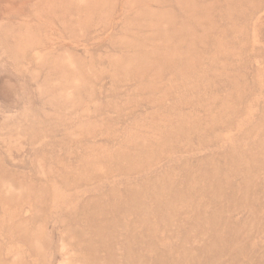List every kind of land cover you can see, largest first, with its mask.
<instances>
[{
  "label": "rangeland",
  "instance_id": "rangeland-1",
  "mask_svg": "<svg viewBox=\"0 0 264 264\" xmlns=\"http://www.w3.org/2000/svg\"><path fill=\"white\" fill-rule=\"evenodd\" d=\"M0 264H264V0H0Z\"/></svg>",
  "mask_w": 264,
  "mask_h": 264
}]
</instances>
